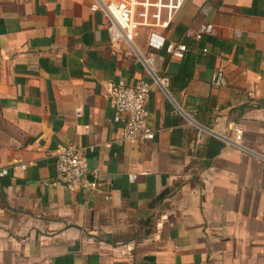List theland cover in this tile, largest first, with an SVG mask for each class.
I'll return each instance as SVG.
<instances>
[{
  "label": "crops",
  "instance_id": "0c3cea01",
  "mask_svg": "<svg viewBox=\"0 0 264 264\" xmlns=\"http://www.w3.org/2000/svg\"><path fill=\"white\" fill-rule=\"evenodd\" d=\"M102 1L0 0V264H264V0H185L160 31L183 60L144 28L112 43ZM141 80L155 139L124 141L105 85ZM66 145L93 147L101 192L58 182Z\"/></svg>",
  "mask_w": 264,
  "mask_h": 264
},
{
  "label": "built area",
  "instance_id": "2783aa9c",
  "mask_svg": "<svg viewBox=\"0 0 264 264\" xmlns=\"http://www.w3.org/2000/svg\"><path fill=\"white\" fill-rule=\"evenodd\" d=\"M185 0H104L92 5V9L102 10L110 18L107 26L112 43L124 42L132 44L134 34L141 28L148 29L147 46L151 51H164L171 58L183 60L188 53L184 42H172L160 32L167 30L175 13ZM213 28L208 23H202L196 30H187L185 37L195 42L210 37ZM202 48V53H207ZM146 73L165 92L168 80L159 77L154 72L155 58L153 54L140 58ZM213 87L225 85V73L222 66H217L211 76ZM151 84L145 80L130 86L122 81H109L105 85L106 99L112 116L108 123L121 124L120 139L124 141L145 142L155 139L154 130L147 125L148 112L146 104ZM234 140L221 137L224 142L239 145L242 136L241 128L234 130ZM92 152L93 147L86 149L66 145L58 149L53 163L58 182L66 186H78L83 191L101 192L98 183V170L90 169L86 152ZM132 180V176H129Z\"/></svg>",
  "mask_w": 264,
  "mask_h": 264
},
{
  "label": "rangeland",
  "instance_id": "374dc122",
  "mask_svg": "<svg viewBox=\"0 0 264 264\" xmlns=\"http://www.w3.org/2000/svg\"><path fill=\"white\" fill-rule=\"evenodd\" d=\"M0 128H3L5 130H9L7 129V127L4 125V123H2V120L0 119Z\"/></svg>",
  "mask_w": 264,
  "mask_h": 264
}]
</instances>
